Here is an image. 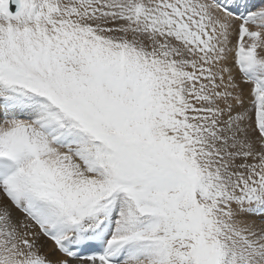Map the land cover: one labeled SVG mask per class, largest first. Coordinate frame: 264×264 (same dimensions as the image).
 <instances>
[{
	"label": "snow or ice",
	"instance_id": "obj_1",
	"mask_svg": "<svg viewBox=\"0 0 264 264\" xmlns=\"http://www.w3.org/2000/svg\"><path fill=\"white\" fill-rule=\"evenodd\" d=\"M0 264H264V0H0Z\"/></svg>",
	"mask_w": 264,
	"mask_h": 264
}]
</instances>
